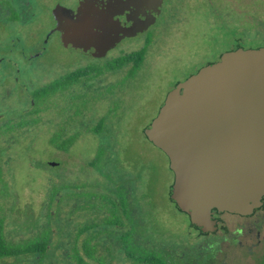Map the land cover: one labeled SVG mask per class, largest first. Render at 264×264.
Listing matches in <instances>:
<instances>
[{
  "label": "flooded vegetation",
  "instance_id": "1",
  "mask_svg": "<svg viewBox=\"0 0 264 264\" xmlns=\"http://www.w3.org/2000/svg\"><path fill=\"white\" fill-rule=\"evenodd\" d=\"M172 1L0 0V24L6 28L31 25L36 9H50L53 18L45 43L35 52L27 53L21 44L13 45L21 57L12 64L24 61L39 68L48 42L56 37L65 48L101 61L95 65L71 64L46 70L40 77L35 75L33 83L27 81L34 89L33 95L19 101L21 113L12 120L8 121L6 108L0 102V264H217L219 244L232 242L233 233V243L238 242L237 236L247 241L253 227L257 229L256 237L261 238L264 203L252 215L213 209L217 228L202 230L173 198L176 175L172 169L175 177L169 199L187 216L188 222L183 225L187 235L164 228L155 207L148 211L144 206V201L152 204V195L140 187L149 167L139 170L135 166L138 164L124 161L118 153L115 141L121 115L113 105L118 83L123 77L132 78L160 42V36L154 38L151 33L158 25L163 28L162 42L167 41L173 30L177 34L190 31L187 21L191 12L185 8H201L199 14L203 13L200 18L206 30L205 47L199 50L200 57L190 61L186 78L178 80L174 88L204 67L217 63L228 52L264 47V11L260 13L264 0H179V5L171 4ZM191 1L200 5L187 4ZM16 8H22L21 12ZM216 31L229 34L219 48ZM144 36V41H137ZM4 61L0 57V65ZM20 71L8 69L7 78L19 82ZM61 85L67 88L58 89ZM75 89L84 95L96 94L98 101L92 105L88 104L92 101H82L74 117L67 113L54 116V98ZM8 94L0 89L3 102ZM49 96L47 102L42 101ZM95 106L94 116L98 106L106 111L97 120L87 117ZM45 111L50 115L40 118ZM40 130L59 149L68 150L80 139L89 141L90 135L97 136L99 143L95 157L88 159V167L80 166L79 173L71 169L60 171L65 164L51 158L28 163L31 169L42 172L46 182L43 202L36 210L33 202H26L23 207L19 204L16 190L31 186L18 182L14 162L17 154L13 148L35 149ZM106 141L113 143L105 144ZM86 167L100 173L104 180L91 179ZM226 214L240 219L234 232L227 225ZM218 233L221 236L217 237Z\"/></svg>",
  "mask_w": 264,
  "mask_h": 264
},
{
  "label": "rangeland",
  "instance_id": "2",
  "mask_svg": "<svg viewBox=\"0 0 264 264\" xmlns=\"http://www.w3.org/2000/svg\"><path fill=\"white\" fill-rule=\"evenodd\" d=\"M171 4L179 5V0H173ZM187 4L200 5L198 1H191ZM261 5L263 8H260V13L264 11V2ZM16 10L21 12L22 8H16ZM185 10L187 12L190 10L191 12L187 21L190 31H185L184 34L183 31H178L179 33L177 34L173 30L168 40L162 42L161 33L163 28L161 25H158L157 29H153L151 31V33L153 32V37L160 36V42L154 45L144 63L134 71L132 78L123 77L120 79L117 87V98L113 104L117 108V113L121 115L118 120V134L115 141L118 146V153L122 155L124 161H134L140 165H135L139 170H142L143 167H149L142 176L140 187L152 195V204L144 201V206L148 211L151 207H155V214L160 216L161 225L181 235H187V228H184L183 225L187 224L188 219L169 199L170 188L175 177L170 168L169 157L146 137L144 129L158 115L168 93L174 88L176 82L186 78L188 74L187 66L190 61L200 57L199 50H203L205 47L206 35L204 32L206 30L203 28L204 24L201 23L202 18L200 17L203 15V13L199 14L201 8H185ZM35 13V22L22 27V29H19L17 25L12 28H6L5 25L0 24V57L4 58V62H6L0 65V87L4 86L3 89H0L9 93L6 96V101L3 102L2 97H0V102L6 108L8 121L21 113L18 107L19 101L25 98L24 96L33 95L34 89L28 86L27 81L32 82L35 79V75L40 77L46 73V70L50 71L58 67L63 68L71 64L83 62H88L90 65L101 64V61L93 60L91 56H84L77 51L65 48L57 37L52 38L48 42L46 52L42 57L43 65H40L39 68L38 65L33 67L26 65L24 61L12 64V62L21 57L20 54L15 53L14 44L17 46L21 44L27 53H33L45 43L53 26L50 9H36ZM15 14L17 15V13ZM180 30H183V28L181 27ZM216 35L220 39L219 42H216V48H219L225 43L224 40L229 37V34L216 31ZM145 36L137 41H144ZM168 43L170 44L169 48L167 46ZM14 68L21 69V71L19 72V82L13 83L11 79L7 78V73L8 69L12 70ZM112 77L109 79H114ZM6 84L11 86L6 87ZM64 88H67V85H61L58 89L63 90ZM97 97L96 94L90 92L84 95V92L77 89L62 93L54 98L56 103L53 104L57 109L53 108L54 110L52 109L53 112L51 111V113L54 116L67 113L72 114L74 117L82 101L84 104L87 101H92L88 102L89 105H92L91 103L98 101ZM50 98V96L42 98V101L47 102V99ZM93 108H96V106L92 107L88 112V118L94 119L95 117V120H97L100 115L106 112L105 109L98 106L96 109L97 115L94 116L92 114ZM60 111L62 112L60 113ZM48 115L50 113L48 114L45 111L43 116L40 115V118ZM116 118L118 119L117 115ZM7 125L9 127V124ZM39 132L41 136L37 140L35 149L21 150L22 147L20 146L13 148L17 154L14 162L17 165L16 175L18 182L21 186L26 184L31 186L28 189L23 187L19 191L16 190L19 204L23 207L26 202H33L36 210L43 202L47 188L42 172L38 169L30 168L32 161L34 159V161L42 159L41 162H45L46 158L61 160L65 164V168L63 170L60 169V171L65 172L67 169H71L75 173H79L80 166H83V169L85 166L88 167V159L91 161L95 157L99 143L97 136L90 135L89 141L80 139L71 144L68 150L59 149V147H53L54 144L50 143L48 136L44 134L43 130ZM107 143L113 142L106 141L105 144ZM87 167L85 170L89 171L88 176L91 179L104 180L100 173L95 170L91 171V168L87 169ZM129 168L133 170L132 167ZM33 190H36V192H33ZM225 220L232 232L235 231L236 226L240 223L238 217L228 214L225 215ZM246 220L248 222L251 221V219ZM249 231L248 233L253 235V238L248 234L247 241L242 236H237L238 242L233 243V238L236 237V233H233L231 235L232 242L226 241L223 245L219 244L218 248H221V250L217 252L215 257L216 263L227 261L232 264H262L264 260V229L262 230L261 238L256 237V228L253 227ZM218 236H221V234L218 233Z\"/></svg>",
  "mask_w": 264,
  "mask_h": 264
},
{
  "label": "water",
  "instance_id": "3",
  "mask_svg": "<svg viewBox=\"0 0 264 264\" xmlns=\"http://www.w3.org/2000/svg\"><path fill=\"white\" fill-rule=\"evenodd\" d=\"M145 132L202 230L217 228L213 209L252 215L264 203V47L228 52L179 83Z\"/></svg>",
  "mask_w": 264,
  "mask_h": 264
},
{
  "label": "trees",
  "instance_id": "4",
  "mask_svg": "<svg viewBox=\"0 0 264 264\" xmlns=\"http://www.w3.org/2000/svg\"><path fill=\"white\" fill-rule=\"evenodd\" d=\"M100 148H101V147H100ZM94 163H95V164H97L98 162H97V161H95ZM263 259H264V258H263ZM262 264H264V260H263V263H262Z\"/></svg>",
  "mask_w": 264,
  "mask_h": 264
}]
</instances>
